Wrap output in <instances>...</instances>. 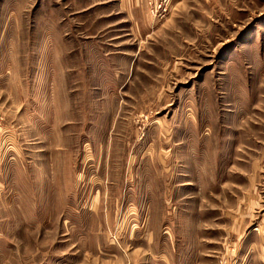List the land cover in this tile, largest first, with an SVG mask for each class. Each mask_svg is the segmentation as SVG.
Wrapping results in <instances>:
<instances>
[{"label": "rangeland", "instance_id": "obj_1", "mask_svg": "<svg viewBox=\"0 0 264 264\" xmlns=\"http://www.w3.org/2000/svg\"><path fill=\"white\" fill-rule=\"evenodd\" d=\"M0 264H264V0H0Z\"/></svg>", "mask_w": 264, "mask_h": 264}]
</instances>
